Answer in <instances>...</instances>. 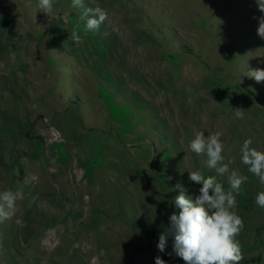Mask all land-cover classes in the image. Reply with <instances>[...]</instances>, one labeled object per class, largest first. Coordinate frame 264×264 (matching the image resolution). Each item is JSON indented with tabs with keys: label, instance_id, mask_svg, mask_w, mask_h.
<instances>
[{
	"label": "rangeland",
	"instance_id": "1",
	"mask_svg": "<svg viewBox=\"0 0 264 264\" xmlns=\"http://www.w3.org/2000/svg\"><path fill=\"white\" fill-rule=\"evenodd\" d=\"M71 3L47 17L0 0V191L17 196L0 264H185L157 244L196 170L226 189L247 176L240 264H264V186L240 159L245 139L264 151V82L246 75L264 69L256 0H84L108 12L98 32ZM198 131L222 133L229 173L190 150Z\"/></svg>",
	"mask_w": 264,
	"mask_h": 264
},
{
	"label": "clouds",
	"instance_id": "2",
	"mask_svg": "<svg viewBox=\"0 0 264 264\" xmlns=\"http://www.w3.org/2000/svg\"><path fill=\"white\" fill-rule=\"evenodd\" d=\"M258 10L262 13L253 17L258 21L257 35L264 39V0H256ZM55 0H37L40 12L48 16L54 13ZM71 7L80 10L79 21L89 32H98L100 26L108 19V12L101 7H88L84 0H72ZM72 38L78 42L80 37L74 31ZM246 75L257 83L264 82V69H250ZM245 111L235 109L234 116L243 119ZM222 133L215 132L205 136L198 131L189 144L195 154H204L206 164L223 176L230 172L233 158L225 159ZM251 138L245 139L240 148L241 163L256 176L261 186H264V151L253 147ZM189 172V171H188ZM188 180L201 185L199 194L193 198L187 194L182 184L177 183L179 195L174 198L178 212L169 216V224L159 234L157 248L164 253L169 237L172 238V252L182 258L185 264H240L244 259L241 246L236 237L244 228L243 219L236 213V196L241 192V185L247 181V176L232 170L229 175V187L217 180L216 176H205L202 171H190ZM16 194L11 190L0 191V223L11 219L16 210ZM260 208H264V191H260L254 200ZM17 225L24 223L16 220ZM155 264H167L160 256L155 257Z\"/></svg>",
	"mask_w": 264,
	"mask_h": 264
},
{
	"label": "trees",
	"instance_id": "3",
	"mask_svg": "<svg viewBox=\"0 0 264 264\" xmlns=\"http://www.w3.org/2000/svg\"><path fill=\"white\" fill-rule=\"evenodd\" d=\"M159 238V237H158Z\"/></svg>",
	"mask_w": 264,
	"mask_h": 264
}]
</instances>
